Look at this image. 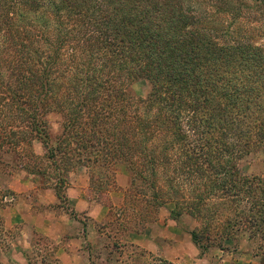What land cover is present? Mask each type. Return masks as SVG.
I'll use <instances>...</instances> for the list:
<instances>
[{"label": "trees", "instance_id": "trees-1", "mask_svg": "<svg viewBox=\"0 0 264 264\" xmlns=\"http://www.w3.org/2000/svg\"><path fill=\"white\" fill-rule=\"evenodd\" d=\"M35 141L62 185L78 165L127 167L121 232L173 204L203 252L264 243V175L240 167L264 151V0H0V153Z\"/></svg>", "mask_w": 264, "mask_h": 264}, {"label": "rangeland", "instance_id": "rangeland-1", "mask_svg": "<svg viewBox=\"0 0 264 264\" xmlns=\"http://www.w3.org/2000/svg\"><path fill=\"white\" fill-rule=\"evenodd\" d=\"M205 9L206 7H204L202 10ZM151 91L152 85L147 80L138 81L132 87V93L136 99L148 98ZM48 122L51 142L50 148H54L57 139L62 134L63 118L59 113L54 112L48 115ZM30 152L33 155L32 157ZM48 156L49 151L41 141H35L33 143L32 149H27L26 151L22 152V159L20 160L14 154L0 153V212H2V209H5L9 205L15 203L16 198L11 191V186H13L18 181L23 180L25 182H29L35 184V186H38V192H33L31 194L29 193L34 200H49V196L45 192V190L51 189L53 192H50V195L55 196L57 198V206L63 209V211L60 210V212L64 213L66 216H68V218L71 217L72 220H77L80 223L81 232L84 231L87 234L89 230L94 231L93 228H91L90 224L91 217L79 215L75 213V211H73V208L70 205L69 190L71 188H75V186L77 185H82L85 183L89 184V197L92 200L95 199L98 202L111 205L112 203L109 200L111 194L118 192L120 190L121 185H127V183H125V180H129L128 191L131 188L132 177L127 167L123 164L114 165L108 170H105L103 167H101V165L98 167H85L83 165H78L74 169H72L69 175L64 176L66 178L67 185L59 184L58 179H60L61 177L60 172L58 174V171L55 166L53 167L51 164L52 161L47 160ZM35 167L37 168L36 170L38 172L40 171L41 173L38 174L34 171H30L31 168ZM240 167L242 172L247 176L264 175V151L253 152L249 154L242 160ZM119 176H121V179L118 181L117 179ZM109 179H111L113 182V184H111L110 186ZM93 180L98 181L99 183L102 182L101 184H104L102 188H99L100 191H97L99 186L97 184H94ZM128 191H126L124 195L125 198L127 196ZM20 194H22V198H25L27 200L30 199V196L28 197L29 194H27V196L25 195V193ZM59 195L61 196L60 199ZM8 197L13 201H7ZM174 207L175 206L173 204H169L161 208L158 213L157 221L161 218H171V212L174 210ZM37 209L42 211L45 210L46 207L44 205H40L39 207H37ZM120 209L121 208H118L112 211L113 218L111 221L101 226H97V231H99L101 234L106 235V237L109 238L106 243L103 242V245L100 248L105 258H103L102 256L99 257L98 255L95 256L99 260V264H114L115 258L119 257V253L117 252H125L120 251V248H123V246H120L119 242H117V238H119L118 236L120 234L125 233V231L121 232V229H123L121 225L125 223L119 220L118 218V210ZM177 224H179V229L183 230L184 233L182 236V242L179 243V246L182 248L181 255L185 258V261L180 264H196V262L192 259L191 253V249L194 247V241L191 236V232L198 227V223L192 217L185 215L181 220L177 221ZM19 230L20 229L17 228L11 232L12 234L7 233L8 238L10 237L11 239L9 241V239L6 238L7 236L5 235L6 233L3 225V218L0 217V249H3L1 250L2 252L6 251L5 247H9V249H11V242L18 237L20 233ZM4 240L9 243H5ZM245 240L250 242V244H242V242ZM36 247L37 248H35L33 252L31 251L26 254V259L29 264H34V260L37 257H44L50 261L53 260L52 257L55 256V251L57 250V243L55 241L50 244L44 241V239L39 238ZM170 249L174 250L173 246H171ZM220 249H226L230 251V253L235 256L233 257V260H237V258H239L238 256L242 255L243 253L249 252L248 255H251V257L255 259L256 264H264V243L259 240H251L248 236L245 235H240L236 238L227 240L222 248L213 247L206 252H203V250L198 248L199 252L201 253V256L211 251L213 252V250L218 251ZM127 252H135V254L138 255L139 258L135 259V264H142L143 260H140L141 257L144 258V264H172L169 261L165 260L163 257H160V255L143 252L141 253L131 248H128ZM171 254H173L172 257L175 256L174 251L170 252L169 255ZM251 257L249 259H243L244 261L238 260L240 262L239 264L251 263L249 262ZM3 261L4 258H2L0 264H2Z\"/></svg>", "mask_w": 264, "mask_h": 264}, {"label": "crops", "instance_id": "crops-1", "mask_svg": "<svg viewBox=\"0 0 264 264\" xmlns=\"http://www.w3.org/2000/svg\"><path fill=\"white\" fill-rule=\"evenodd\" d=\"M120 179L121 176L117 180L119 181ZM128 182V179L125 180L127 185H121L118 192L111 194L109 198L111 205L98 202L95 199L92 200L89 197V184L77 185L69 190L70 205L73 211L79 215L91 217L90 224L94 231L89 230L86 234L84 231L81 232L80 223L77 220H72L71 217L68 218L64 213L60 212L63 209L57 206V198L50 195V192H53L51 189L45 190L49 200H34L30 194L38 192V186L23 180L18 181L11 186V191L15 195L16 201L2 209L0 217L3 218L6 238H8L7 233L12 234L11 232L14 229H20V233L11 242V249L5 247L6 251L4 252L1 251L3 249H0V261L4 258L2 264H29L26 254L33 252L37 248V241L41 238L50 244L55 241L57 250L55 251V256L52 257V261L44 257H37L34 260V264H99V260L95 256L98 255L105 258L100 248L103 242L106 243L109 238L97 231V226L111 221L113 218L112 211L123 207L125 203L124 195L129 187ZM20 193H25L26 196L30 193L28 197L30 196L31 200L22 198ZM7 201L12 202L13 200L8 197ZM40 205H44L46 209L38 210L37 207ZM183 234V230L179 229L177 221L168 217L147 224L139 232L129 231L120 234L117 242H119L120 246H123L120 251L125 252H117L119 257L115 258L114 264L136 263L135 259L139 258L138 255L135 252L128 253V248L141 253L160 255V257L172 264L183 263L185 258L182 257V248L179 246V243L182 242ZM8 239L9 241L11 240L10 237ZM4 242L9 243L6 240ZM242 244L249 245L250 242L245 240ZM193 245L191 253L192 259L196 264H239V261H244L243 259L251 257V255H248L249 252H246L238 256L237 260H233L235 256L226 249L213 250V252L211 251L201 256L198 248L194 243ZM171 246H173L174 250L170 249ZM173 251L175 256L172 257L173 254H169ZM140 260H143L142 264L145 263L143 257ZM249 262H251L249 264H256L253 257H251Z\"/></svg>", "mask_w": 264, "mask_h": 264}]
</instances>
